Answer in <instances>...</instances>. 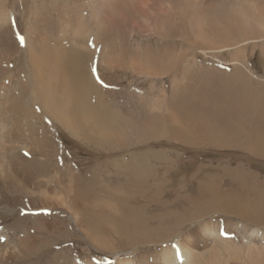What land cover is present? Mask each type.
I'll use <instances>...</instances> for the list:
<instances>
[{"label": "bare ground", "instance_id": "1", "mask_svg": "<svg viewBox=\"0 0 264 264\" xmlns=\"http://www.w3.org/2000/svg\"><path fill=\"white\" fill-rule=\"evenodd\" d=\"M257 54L264 0H0V264H181L173 245L183 264H264V176L250 167L264 162ZM118 73L155 88L173 76V94L131 87L139 98L123 107L108 82ZM64 132L91 160L66 158ZM169 136L241 150L248 166L167 168L164 179L196 187L183 181L187 204H166L150 227L139 202L153 199L151 165L166 153L115 156ZM82 241L89 256L68 245Z\"/></svg>", "mask_w": 264, "mask_h": 264}, {"label": "rangeland", "instance_id": "2", "mask_svg": "<svg viewBox=\"0 0 264 264\" xmlns=\"http://www.w3.org/2000/svg\"><path fill=\"white\" fill-rule=\"evenodd\" d=\"M223 59H224V61L227 60L225 58H223ZM252 60H253L252 66L254 68H256L257 70L256 69L255 70L258 73H260L259 74L260 76L263 77L264 76V61H263V59L257 54L255 57L252 58ZM201 61L202 60H200L199 62H201ZM202 62L204 63V61H202ZM223 67H225V66H223ZM230 68H232V66L227 67L228 70H230ZM107 78L110 79L109 76H107ZM164 81H165V83H163L161 80H159L158 84H161V83L162 84L159 85L157 88H155V87H152L154 84V83L151 84L152 81L150 83L146 79H139L136 76H134V77L131 76V74L125 75L123 73H118L116 75H112V78L110 80H108L109 85L111 83L110 86L113 87V89L110 91H113L112 96H113L114 101H117L118 103L125 105L123 107H130L127 104L128 98L135 97L134 101H136L139 98V97L135 96L133 93L132 94L128 93L131 90L130 89L131 87H134L136 89H141L145 96H152L154 94H158V92H160L162 90V88H164V84H166V86H165L166 94L169 95V97L172 96V94H173L172 93V84H174L173 76L165 78ZM138 93H140V91H138ZM109 101H110V98H109ZM184 128H185V131H187L191 135L192 130L189 127V120L187 117L184 120ZM64 133H65L64 137H65L66 145L64 144V150L65 151H63V152L66 153L65 154L66 158L71 160L69 155L73 154L71 156L74 159L75 163H77V164H79L78 160H80V162L91 160L90 156L87 155V149L88 148H83V147H81V145L77 146V144L69 138V134L67 132H64ZM191 149H197L199 152L197 151L195 153L194 150H191ZM143 150H151V151H154L155 153L162 151V152L166 153V155L164 154L165 157L163 159H155V161H153L152 165H151L153 168V170H152L153 178H151V179H152L153 183L155 182V183L159 184V185H157V184L152 183V185H150V189H151V192L153 195V199L149 198V203H145V204H143L142 202H139V204H140L139 207L143 208V211L147 216V221L149 222L150 227L156 226V223L152 224L153 221L158 220L159 222H161L163 220V218L169 213L168 210L171 209L172 206H170V208L168 209V208H166L167 206H165L166 204L169 205V204H172L174 202L175 204H173V206H175V207H182L184 204H187L186 200L184 199V198H186V196H184L185 191H179L181 189V187H183L182 186L183 181L185 182L187 189H189L190 191H193V188L196 187V184L194 182H191L190 178H187L186 180H182V177H180V178L178 177V179L177 178H175V179L170 178L168 176V172H167L168 180H167V178L164 179L163 174L165 173V171H167V168H169L171 171L172 170L177 171L176 167H178V165L180 167H182L183 165H181V164H184V167H187L188 165L186 163L191 162L192 160H193L192 162L196 163L195 169L201 167L202 164H207L208 162L213 163L214 166H217L219 164H224L225 162H228V161H233L235 163L236 162L237 163L244 162L246 164V166H248V161H249V156H246V154H244V153L238 152L241 150H237V149H234V150L210 149V148L199 147V146L198 147H191L187 144H184L181 141H177L172 136H169V137L162 139V140L153 139L147 148H145V147H139L136 149L135 148H126L121 153L116 155L115 157L119 158V157H121V155L123 157L124 155H128L132 152H142ZM220 151H224V154H222ZM182 152H185L186 154L182 158L181 157L178 158L179 157L178 154L182 153ZM182 154H184V153H182ZM66 165H70V163H68L66 161ZM184 167L181 169H184ZM250 167H252L253 169L259 170L258 172H256L254 174L258 178H261L262 176H264V162H255L254 159L252 158V160L250 162ZM169 169H168V171H170ZM261 171H262V173H261ZM194 173H195V171H194ZM105 175H106V178L108 177V180H107L108 182L116 181L115 177H113L114 172H106ZM109 177H111V178H109ZM124 178L120 177V181H123ZM111 183H113V182H111ZM115 184L125 186V184L123 182H119V183L116 182ZM2 212H5V210H2ZM214 218H219V216H215ZM172 231H173V229L171 230V232ZM125 243L126 242L119 240L117 246H121V247L127 246V245H124ZM68 245L69 246H74V245L78 246L80 249V252H84L83 254L89 253V250L87 251L84 248V246H93L91 244L86 243V241H82L78 244L76 242L75 243L73 242L70 244L68 243ZM152 248H153L152 245H147L145 247L137 248V249L133 250V252L134 253L145 252L148 250H152ZM120 249H122V248H120ZM93 252H94V254L100 253V252L95 251V250H93ZM96 252H98V253H96ZM88 256H89V254H88ZM46 262H47V260H45V263Z\"/></svg>", "mask_w": 264, "mask_h": 264}, {"label": "snow or ice", "instance_id": "3", "mask_svg": "<svg viewBox=\"0 0 264 264\" xmlns=\"http://www.w3.org/2000/svg\"><path fill=\"white\" fill-rule=\"evenodd\" d=\"M17 38L19 39L20 44L23 45V44H24V37H23L22 35L17 34ZM95 72H96V68L93 67V73H95ZM97 79L99 80V77H98V76H97ZM100 82L102 83V81H100ZM221 234H222V235H225V236L228 235L227 233H224V232H222ZM4 239H5L4 237H0V242H2ZM173 247L176 248V255H177V258L180 259L181 264H183V257H182V255H181V253H180V250H179L178 246L173 245ZM97 264H100V262L97 261Z\"/></svg>", "mask_w": 264, "mask_h": 264}]
</instances>
